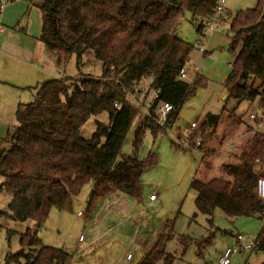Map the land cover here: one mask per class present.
Instances as JSON below:
<instances>
[{"label":"trees","instance_id":"1","mask_svg":"<svg viewBox=\"0 0 264 264\" xmlns=\"http://www.w3.org/2000/svg\"><path fill=\"white\" fill-rule=\"evenodd\" d=\"M41 1L40 41L56 67L63 68L74 55L81 63L85 54H93L102 63L103 73L100 78L81 75L40 84L36 99L19 106L18 125L0 147V190L12 195L10 213L0 211V218L33 220L39 230L52 209L72 212L75 198L89 182L94 184V193L87 218L116 191L139 196L143 173L159 163L154 154L147 161L138 157L141 133L150 128L156 137L166 129L158 124L157 109L152 108L151 117L136 134L134 154L116 163L141 110L131 97L138 92L147 98L157 91L155 104H172L169 123H174L198 80L190 84L179 79L192 46L175 36L177 24L187 10L193 21L199 22L197 32L201 35L204 22L214 16L220 0ZM231 29L232 49L241 44V50L225 81L229 97L238 104L260 97L264 107V0L254 9L238 11ZM149 78L151 84L143 93L141 84ZM104 112L109 114L110 123L98 122L94 136L84 138L82 127ZM220 121L221 115L209 112L202 126L210 129ZM217 152L203 153L202 163L207 169ZM229 159L232 162L222 165L223 177L193 179L198 212L210 223L217 210L230 218H264V203L256 193L258 180L264 177V133L250 135ZM170 239V234L161 237L140 264H174L176 255L166 249ZM181 243L186 245V238ZM20 244L21 251L9 255L7 264L13 260L19 264H72L74 258L64 249L42 244L38 233L31 230L21 236ZM254 246L255 251L264 252V225Z\"/></svg>","mask_w":264,"mask_h":264},{"label":"rangeland","instance_id":"2","mask_svg":"<svg viewBox=\"0 0 264 264\" xmlns=\"http://www.w3.org/2000/svg\"><path fill=\"white\" fill-rule=\"evenodd\" d=\"M11 3L12 0L6 2V9ZM258 4L259 0H227L221 27L218 30L204 31L203 35L197 32L199 22L193 21L189 11H184V16L177 24V34L192 46V52L185 67L188 72L187 82L193 84L198 77L193 85L194 94L186 101L171 128L160 131L156 137L150 128H144L141 133L138 157L147 161L150 155L154 154L159 159L156 166L145 170L141 177V185L144 196L150 197L152 194H157L160 209L144 211L146 221L143 227L146 230L139 232V240L144 242V239H148L151 234H159L161 237L170 234L171 239L166 249L176 255L174 264H217L226 247L229 244H235L236 235H247L249 240L255 243L264 225V218L257 216L230 218L221 210L215 212L213 221L210 223L205 215L198 212L195 204L196 192L191 188L194 178L209 180L224 176L222 165L232 162L228 161V157L238 150L243 141L238 129L233 127L241 125L240 131L244 133L250 124L255 126V123L264 121V119H258L252 122L249 118L251 110L255 109L254 103L243 102L239 106L235 99L229 97L225 87V81L232 73L233 64L241 50V44L235 50L232 49L233 19L238 11L254 9ZM23 11L24 6L17 4L11 17L15 18ZM22 18L26 23L30 21L31 32L34 34L32 37L38 42L42 32L41 12L29 5L23 12ZM217 21V17H213L211 24ZM202 37H204V45L200 43ZM200 48L205 49L206 52L201 51ZM43 57L45 62L39 66L42 77L40 83L31 85L33 87L48 80L64 77L76 78L81 75H90L100 78L103 73L102 63L93 54H85L81 63L74 55L63 68L56 67L46 49ZM151 81L152 79L149 78L141 84L143 93L148 91ZM37 92L36 88L25 89L24 93L28 101L22 103L33 102ZM136 95L142 96L139 93ZM153 95L154 93L151 92L146 99L147 103L152 100ZM135 101L133 102L137 104ZM147 109L148 107L141 106L138 116L122 143L116 163L134 154L136 134L144 122L142 116L147 113ZM2 111L0 107V115ZM208 112L221 115L218 127L207 129L202 126ZM98 122L108 125L109 114L104 112L91 117L82 127L81 135L87 139L92 138L98 129ZM192 123H198V129L189 138L182 135L181 131ZM231 135L234 136V141ZM197 141H201L202 147H197ZM204 150L205 152L218 151V155L210 159L209 169L202 163ZM1 182L0 177V184ZM93 193L94 184L89 182L75 198L72 212L52 209L40 230L33 220L17 222L10 217L0 218V264H7L9 255L21 251L20 239L28 230L38 233L42 244L64 249L73 255L72 264H131L137 253L133 250V260L127 261L128 252L122 241H119L117 250L109 252L103 258L99 250L95 251L94 247H88L92 240V226L86 217V210ZM11 201L12 195L5 190H0V211L9 214ZM122 202L124 203L125 200ZM80 211H83L85 215L79 214ZM196 214H198L197 217ZM81 236L86 239L85 242L80 241ZM185 238L186 245L181 243V240ZM102 259L105 261L102 262ZM10 264L19 263L13 260ZM232 264H264V252H241L232 259Z\"/></svg>","mask_w":264,"mask_h":264},{"label":"crops","instance_id":"3","mask_svg":"<svg viewBox=\"0 0 264 264\" xmlns=\"http://www.w3.org/2000/svg\"><path fill=\"white\" fill-rule=\"evenodd\" d=\"M41 3V0H12L11 5L7 9L5 8L6 10L0 15L1 22L4 25V29L0 33V107L3 110L2 115H0V147L5 145L4 141L9 132L18 125L17 113L19 106L28 104L22 103L28 101L24 93L25 89L31 90L38 87L39 85L36 87L31 85L40 83L42 77L39 66L45 62L43 56L46 48L44 49L45 46L40 38L36 42L32 37L34 34L31 32L30 21L26 23L22 18L23 12L25 9L27 10L29 5L36 7L41 12L39 7ZM17 4H22L24 11L19 16L12 18L11 13L14 12ZM252 102L255 109L251 110L249 119L254 122L251 119V114L256 113L259 109L264 110V107L261 106L260 97ZM242 104L240 103L239 106ZM260 123H255V126L250 124L244 133L240 131L241 125L233 127V129H238L243 141L240 143L238 150L231 154V157L243 147L250 135L255 132L264 133V121ZM243 124H246V122H243ZM231 138L234 141L233 135H231ZM122 200H125V202L123 203ZM154 209H160L158 197L156 201H150V197L144 196L143 189L137 197H130L119 191L112 193L107 199L101 201L94 215L88 218L92 226V240L88 247H94L95 251L99 250L101 258H103L109 252L117 250L119 241H122L127 249V255L133 254V250H135L137 255L141 253L144 258L161 239L159 234H151V238L144 239V242L139 240V232L146 230L143 227V223L146 221L144 211H153ZM79 214L85 215L83 211H80ZM85 241L86 239L81 242ZM101 261L104 262L105 260L102 259Z\"/></svg>","mask_w":264,"mask_h":264},{"label":"built area","instance_id":"4","mask_svg":"<svg viewBox=\"0 0 264 264\" xmlns=\"http://www.w3.org/2000/svg\"><path fill=\"white\" fill-rule=\"evenodd\" d=\"M8 1L10 0H0V15L5 10L6 2ZM226 2L227 0L219 1L215 14L213 16V17H217L218 21L211 24V20L213 17L205 21L204 31L209 32L210 30H218L221 27L223 23V14L226 10ZM3 29H4V25L2 24L1 19H0V33L3 31ZM203 33L201 35H203ZM200 43L201 45H204V37H202V39L200 40ZM200 50L206 52V50L203 48H200ZM187 73L188 72H187L186 67L182 68L179 73V79L186 80ZM136 93L132 95L131 99L133 101L136 100L135 102H137L138 105L148 107L147 113L142 116V121L151 117V109L156 107L157 114L159 116L158 124L162 128H165V129L171 128L172 124L169 123V116L174 109L173 105L167 102H159L156 105L155 102L159 97V94L157 91H153L154 95H153L152 100L149 103L146 102L145 100L146 97L142 95L141 96L142 99H141V97H139V95H136ZM143 99L145 100L144 103L142 102ZM116 106L118 105L116 104ZM251 119L254 121L258 119H264V110L259 109V111H257L256 113L251 114ZM198 127H199L198 123H192L190 126H187L183 131H181V134L189 138L195 132V130L198 129ZM196 145L198 148L202 147L201 141H197ZM204 153H205V150H204ZM256 193H257L258 198L264 203V177L259 178L257 187H256ZM156 200H157V194H152L150 196V201H156ZM80 240L83 241L84 237L81 236ZM235 241H236L235 244H229L226 247V249L223 251L222 255L220 256L217 264H232V259L236 257L237 255H239L241 252L247 253L249 251H252V252L255 251V248H254L255 246L252 242L249 241L247 235L238 234L235 238ZM127 260L132 261L133 255L132 254L127 255Z\"/></svg>","mask_w":264,"mask_h":264},{"label":"water","instance_id":"5","mask_svg":"<svg viewBox=\"0 0 264 264\" xmlns=\"http://www.w3.org/2000/svg\"><path fill=\"white\" fill-rule=\"evenodd\" d=\"M175 36L178 37V34H176ZM142 259H143V254L140 253V254H138L135 257L133 263H131V264H140V262L142 261Z\"/></svg>","mask_w":264,"mask_h":264}]
</instances>
